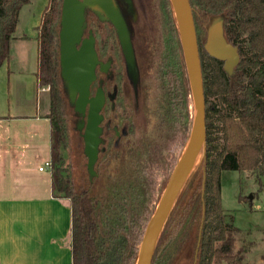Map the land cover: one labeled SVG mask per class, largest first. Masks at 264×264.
<instances>
[{
	"label": "trees",
	"instance_id": "16d2710c",
	"mask_svg": "<svg viewBox=\"0 0 264 264\" xmlns=\"http://www.w3.org/2000/svg\"><path fill=\"white\" fill-rule=\"evenodd\" d=\"M31 0H0V67L20 11ZM197 30L206 97L204 176L193 194L192 170L161 231L152 264H171L199 221L195 264H243L234 252L242 230L222 205V174L250 171L264 189V0H190ZM63 0H49L38 28L39 87H49L52 190L72 208L73 264H136L140 245L158 201L179 159L173 147L189 138L194 109L179 27L171 0H160L162 47L150 92L146 141L114 165L104 158L98 176L77 188L65 150L69 145L67 99L60 75L59 31ZM225 14V33L241 59L231 78L224 62L204 48L201 36ZM156 170L165 179L156 186ZM198 185V184H197ZM203 188V189H202ZM240 196V200H246Z\"/></svg>",
	"mask_w": 264,
	"mask_h": 264
},
{
	"label": "crops",
	"instance_id": "0c3cea01",
	"mask_svg": "<svg viewBox=\"0 0 264 264\" xmlns=\"http://www.w3.org/2000/svg\"><path fill=\"white\" fill-rule=\"evenodd\" d=\"M24 6L0 67V264H73L70 201L53 194L51 169H40L51 160L49 92L36 75L46 6L33 16Z\"/></svg>",
	"mask_w": 264,
	"mask_h": 264
},
{
	"label": "water",
	"instance_id": "95a60500",
	"mask_svg": "<svg viewBox=\"0 0 264 264\" xmlns=\"http://www.w3.org/2000/svg\"><path fill=\"white\" fill-rule=\"evenodd\" d=\"M171 2L191 85L194 120L187 144L148 222L136 264H152L168 214L192 172L199 154L205 153L206 97L193 9L190 0H171ZM86 12H92L101 21L111 22L115 26L128 60L129 71L137 76L132 22L138 19L140 11L136 0H63L59 31L62 87L69 105L74 109L78 129H84V152L88 157L87 170L93 178L97 175L95 164L99 154V135L102 131L100 123L104 94L99 91L95 97H90L91 85L96 79L98 55L95 36L91 34L89 37H84L87 26ZM225 20L224 13L214 18L207 30L204 48L209 55L224 62V69L232 78L241 55L238 46L230 42L226 36Z\"/></svg>",
	"mask_w": 264,
	"mask_h": 264
},
{
	"label": "rangeland",
	"instance_id": "374dc122",
	"mask_svg": "<svg viewBox=\"0 0 264 264\" xmlns=\"http://www.w3.org/2000/svg\"><path fill=\"white\" fill-rule=\"evenodd\" d=\"M49 0H31L24 6V15L27 12H42ZM139 11L142 12V48L145 51L148 95L155 85V69L159 62L162 47V26L160 0H136ZM34 21V20H32ZM31 21V22H32ZM91 28L94 29L96 44L101 45L112 42L114 33L106 22H101L97 17L90 18ZM27 33L31 26L21 25ZM205 40V35L200 41ZM199 41V40H198ZM48 89L49 87L45 86ZM66 96V95H65ZM67 99V97H66ZM67 119L69 127V145L65 150L70 169L77 188L86 186L90 177L86 170V157L83 153L82 140L75 127L77 117L67 99ZM148 121L150 116L148 115ZM188 138L183 144L179 139L173 147V152L179 156L183 152ZM180 157V156H179ZM204 153L201 152L192 170L195 171L193 194L197 195L201 189L204 170ZM155 183L160 187L165 176L162 171L156 170ZM198 184V185H197ZM222 205L224 209L234 216L237 227L242 231L236 235L234 252L244 254L243 264H264V189L257 180L256 174L250 171L226 170L222 174ZM203 189V188H202ZM246 196V200H240ZM252 196V197H251ZM199 221L190 229L188 237L182 242L181 248L171 264H195L199 246Z\"/></svg>",
	"mask_w": 264,
	"mask_h": 264
},
{
	"label": "flooded vegetation",
	"instance_id": "af4514ba",
	"mask_svg": "<svg viewBox=\"0 0 264 264\" xmlns=\"http://www.w3.org/2000/svg\"><path fill=\"white\" fill-rule=\"evenodd\" d=\"M92 16L97 17L92 12H86L87 26L84 37H89L91 34L95 36L89 21ZM98 20L101 21L99 18ZM106 23L113 31L114 39L111 43L106 42L101 45L95 42L98 64L96 79L91 85L90 97H95L101 91L104 94V104L101 110L102 131L99 135V154L95 164L97 175L91 178L88 173L90 181L98 176V164L104 158L110 165H114L122 156L135 154L138 146L142 145L143 152L149 124L150 95H148L146 86L145 51L142 48V12H138V19L132 22V42L138 69L137 76L129 71L128 60L115 26L111 22ZM75 127L82 140L83 153L87 159V170L88 157L84 152V129H78L76 123Z\"/></svg>",
	"mask_w": 264,
	"mask_h": 264
},
{
	"label": "built area",
	"instance_id": "2783aa9c",
	"mask_svg": "<svg viewBox=\"0 0 264 264\" xmlns=\"http://www.w3.org/2000/svg\"><path fill=\"white\" fill-rule=\"evenodd\" d=\"M52 167V162L51 160L50 161H47L40 169L41 170H44V169H51Z\"/></svg>",
	"mask_w": 264,
	"mask_h": 264
}]
</instances>
